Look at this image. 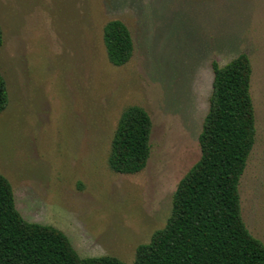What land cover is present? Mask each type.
Instances as JSON below:
<instances>
[{
	"label": "rangeland",
	"instance_id": "obj_1",
	"mask_svg": "<svg viewBox=\"0 0 264 264\" xmlns=\"http://www.w3.org/2000/svg\"><path fill=\"white\" fill-rule=\"evenodd\" d=\"M129 30L133 51L109 63L102 33ZM0 175L26 221L61 230L81 258L131 263L162 229L179 181L200 158L213 72L251 64L254 144L238 183L248 232L264 245V0H0ZM152 123L145 168L107 165L121 112Z\"/></svg>",
	"mask_w": 264,
	"mask_h": 264
},
{
	"label": "trees",
	"instance_id": "obj_2",
	"mask_svg": "<svg viewBox=\"0 0 264 264\" xmlns=\"http://www.w3.org/2000/svg\"><path fill=\"white\" fill-rule=\"evenodd\" d=\"M102 40L110 64L129 61L134 46L121 21H108ZM211 67L209 106L198 136L200 158L177 184L165 226L136 247L131 263L109 256L81 258L61 230L23 219L11 184L0 175V264H264V245L246 229L238 193L255 135L250 60L240 53ZM7 102L0 75V113ZM151 129L143 108L126 107L112 137L109 169L125 175L142 171Z\"/></svg>",
	"mask_w": 264,
	"mask_h": 264
}]
</instances>
